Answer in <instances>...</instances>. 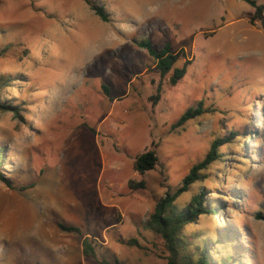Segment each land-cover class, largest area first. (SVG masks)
<instances>
[{
    "label": "rangeland",
    "instance_id": "obj_1",
    "mask_svg": "<svg viewBox=\"0 0 264 264\" xmlns=\"http://www.w3.org/2000/svg\"><path fill=\"white\" fill-rule=\"evenodd\" d=\"M94 1L110 22L84 0H0L8 84L0 100L20 112L0 111V171L28 187L0 180V264H167L162 240L143 224L233 128L243 137L221 148L228 159L176 203L202 190L223 198L216 216L186 231H229L237 264H264V220L256 218L264 213V19L253 22L243 0ZM146 38L185 52L176 86L139 47ZM200 102L207 112L173 129ZM152 148L159 165L140 176L134 158ZM130 180L146 188L132 190ZM86 237L96 257L84 255Z\"/></svg>",
    "mask_w": 264,
    "mask_h": 264
},
{
    "label": "trees",
    "instance_id": "obj_2",
    "mask_svg": "<svg viewBox=\"0 0 264 264\" xmlns=\"http://www.w3.org/2000/svg\"><path fill=\"white\" fill-rule=\"evenodd\" d=\"M90 8L95 11L102 21L110 22V14L106 12L104 6H101L94 0H84ZM254 8V16L252 21L264 19V4H259L256 0H243ZM139 47L145 49L151 57L154 69L159 72L161 79H167L171 86H176L186 75L187 65L177 67L178 62L184 58L185 52H176L171 42H166L162 46L153 43L149 38L138 42ZM7 52L6 47L0 45V57ZM5 77L0 78V99L1 93L5 86ZM162 84L161 81L157 87V94L152 96L151 101L157 104L162 97ZM105 95L112 98L110 95L111 89L108 85L102 86ZM0 111H11L16 117L20 116L17 108H14L0 100ZM207 111L204 109L203 103L200 102L197 107L189 108L173 125V129L184 127L189 121L194 120ZM243 133L232 129L229 137L217 138L213 141L210 150L205 158L193 166L189 174L183 179L179 189L175 192H168L162 197L154 211L149 215L145 223L144 229L153 233L156 237L162 240L167 264H234L238 263L236 254L230 253V242H233L232 233L226 230L218 231L211 234H189L186 230L189 226L197 224L198 221L205 216H216L220 208L223 207L225 201L223 198L209 195L207 190L192 196L191 201L184 207L177 205V200L188 191L192 186L198 182L207 179L206 173L211 169L212 165L216 162L223 163L228 159V154L221 151L224 145L235 144L240 141ZM5 150L0 148V170L5 163ZM160 158L155 148L140 153L134 158V170L140 176H145L146 173L156 169L159 165ZM0 180L12 190H27L28 187L21 186L20 188L13 184V180L7 178L0 171ZM128 186L132 190H139L146 188L145 180L135 182L130 180ZM226 189V188H225ZM228 193V192H227ZM232 197L230 193L227 195ZM258 220H264V213L259 211L256 213ZM60 228L66 232L81 234L79 228L74 226H67L60 223ZM222 232V233H221ZM226 234V235H225ZM91 238L86 237L83 242V252L88 258L96 257L95 248L92 245ZM130 246H140L138 240L131 239L127 241ZM225 244V245H224ZM243 259V256H242ZM103 264H125L118 260L111 263L103 260Z\"/></svg>",
    "mask_w": 264,
    "mask_h": 264
}]
</instances>
